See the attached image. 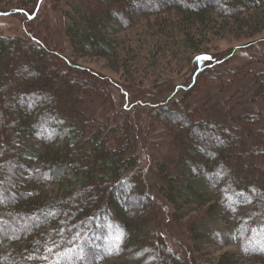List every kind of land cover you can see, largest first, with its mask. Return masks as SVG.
Here are the masks:
<instances>
[{
    "label": "trees",
    "instance_id": "trees-1",
    "mask_svg": "<svg viewBox=\"0 0 264 264\" xmlns=\"http://www.w3.org/2000/svg\"><path fill=\"white\" fill-rule=\"evenodd\" d=\"M66 1L75 12L66 35L86 56H113L119 31L165 14L175 13L168 21L180 27L217 15L253 33L264 29V0ZM27 6L3 9L31 20ZM24 33L0 35V264H108L121 257L136 264H185L157 227L159 201L137 169L132 124L116 114L102 124L86 110L95 98L113 100L118 84L76 64L35 29ZM197 57L201 66L192 84L175 92L192 88L197 75L209 70L210 86L220 89L234 78L228 89L237 87L235 98L244 99L240 84L249 71L254 80L247 102L264 97V70L214 68L225 60H205L211 56L203 52ZM174 93L154 109L171 135L170 157L156 173L158 193L176 209L174 219L191 204L203 209L187 221L195 235L200 218L228 219L242 252L264 264V111L205 119ZM41 127L48 132L38 134ZM231 260L225 253L216 264Z\"/></svg>",
    "mask_w": 264,
    "mask_h": 264
},
{
    "label": "rangeland",
    "instance_id": "rangeland-1",
    "mask_svg": "<svg viewBox=\"0 0 264 264\" xmlns=\"http://www.w3.org/2000/svg\"><path fill=\"white\" fill-rule=\"evenodd\" d=\"M26 4L29 5L27 9L30 8L27 11L33 16L31 20H27L23 14L9 15L3 9L11 6L20 8ZM34 5L36 8L31 12ZM0 8V35L18 37L35 29L44 34L48 44L61 49L76 64L111 78L118 84L112 87L113 100L95 98L86 110L102 124L114 114L119 116V121L128 120L132 124L134 151L139 159L137 169L142 171L150 193L159 201L160 222L157 227H160L168 245L181 255L185 264H216L225 253H229L232 259L228 264H258L255 256L245 255L241 246L235 243L232 223L223 216H205L197 220L199 226L196 235L194 231L190 232L187 221L202 215L203 209L199 211L197 205L191 204L181 209L178 218L174 219L176 209L158 193L156 179L158 166L170 157L171 135L155 119L154 109L157 102L165 101L177 86L192 84L193 73L200 62L197 56L201 52L211 58L225 60L214 68L249 65L250 71H263L264 29L253 33L246 26L227 22L217 15L201 25L182 27L168 21L170 17H175V13L159 16L157 20L147 17L119 31L116 38L121 41L120 49L117 48L113 56L96 57L77 53L66 35L71 17L75 15L69 1L0 0ZM208 72L206 70L197 75V83L192 88L178 89L174 98L187 99L191 109L201 111L205 119L225 121L226 118L245 113V110L264 111V97L254 100L252 104L247 102V98L253 95V90L250 93L247 91L248 86L253 85L252 73L246 72L244 83L240 84L245 86L242 92L244 99H240L235 98L239 93L237 87L228 89L235 84L231 81L234 78L226 80L227 85L222 84L219 89L213 84L209 85L211 76ZM259 163L260 169L264 168V158ZM108 264L136 263L121 257L109 260Z\"/></svg>",
    "mask_w": 264,
    "mask_h": 264
},
{
    "label": "snow or ice",
    "instance_id": "snow-or-ice-1",
    "mask_svg": "<svg viewBox=\"0 0 264 264\" xmlns=\"http://www.w3.org/2000/svg\"><path fill=\"white\" fill-rule=\"evenodd\" d=\"M197 59L199 60L201 58L198 57ZM203 59L208 60V59H211V57H203ZM47 132H48V129L41 127V130H40V132L38 134H45ZM238 195H243V193H238ZM109 227H111V225H109ZM78 235L79 234H77V236ZM122 237H123V233L120 232L117 236H115V240L118 242L120 239H122ZM49 251H51V249H49ZM68 251L72 252L73 249H69ZM80 251L83 252V248H81Z\"/></svg>",
    "mask_w": 264,
    "mask_h": 264
},
{
    "label": "water",
    "instance_id": "water-1",
    "mask_svg": "<svg viewBox=\"0 0 264 264\" xmlns=\"http://www.w3.org/2000/svg\"><path fill=\"white\" fill-rule=\"evenodd\" d=\"M31 17H33V16H31Z\"/></svg>",
    "mask_w": 264,
    "mask_h": 264
}]
</instances>
